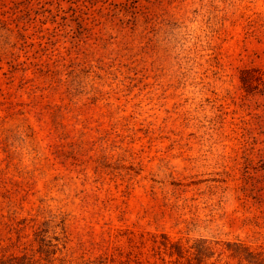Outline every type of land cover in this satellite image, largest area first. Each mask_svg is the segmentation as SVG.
Instances as JSON below:
<instances>
[{
    "label": "rangeland",
    "instance_id": "1",
    "mask_svg": "<svg viewBox=\"0 0 264 264\" xmlns=\"http://www.w3.org/2000/svg\"><path fill=\"white\" fill-rule=\"evenodd\" d=\"M0 264H264V0H0Z\"/></svg>",
    "mask_w": 264,
    "mask_h": 264
}]
</instances>
